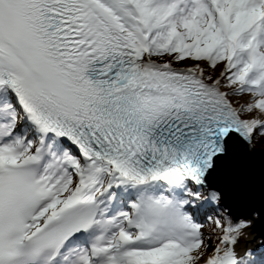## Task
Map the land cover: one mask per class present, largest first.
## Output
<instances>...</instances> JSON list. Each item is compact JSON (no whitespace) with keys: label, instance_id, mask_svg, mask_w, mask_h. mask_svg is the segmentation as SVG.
<instances>
[{"label":"rangeland","instance_id":"374dc122","mask_svg":"<svg viewBox=\"0 0 264 264\" xmlns=\"http://www.w3.org/2000/svg\"><path fill=\"white\" fill-rule=\"evenodd\" d=\"M137 1L146 5L153 15L152 22L150 23V26H153L154 33L150 50L152 63L149 62L153 66L172 70H186L197 74L201 79H209L213 84L219 85L227 74L228 64L220 63L214 67L203 56L200 59L196 58L195 60L188 59L176 62L175 58L180 56L179 49L180 47L181 49L188 48L198 53H203L208 48L212 51L220 49L221 52L227 54L231 51L232 46H237L238 44L243 49L242 52H247L248 62L250 67L252 66L251 69L264 70V28H260L257 31L254 30L255 26L252 23V19L258 12V9L249 7L247 5L248 0H218V5L222 12L221 17L213 12L208 0H204L200 8H191L187 13H185L183 5L185 6L189 0L182 6H179L181 0ZM111 11L113 12V10ZM223 90L246 122H254V127L252 128L253 146L255 148H264V128L262 127L264 113H249L247 111L248 103L243 98L232 96L225 88ZM16 126L17 123L11 121L8 124V130L12 131ZM16 140L22 141V136L16 134L12 139H8L4 142L2 149L9 155H14L12 154V149H14ZM37 145L31 139L25 141L27 152L32 153ZM71 159L73 158H70L68 155L61 158H55L52 155V162L57 163V177L59 180L54 199H51L50 203V208L52 209L67 201L76 192L80 191L82 186L93 183L96 185V189L101 191L106 187L113 188L115 184L119 183V179H121L119 173L113 175L112 168L103 162L83 163L78 161L72 163ZM136 185L135 182L129 181L122 187L120 192L116 193L114 190L111 192L112 197L106 211V218L109 223L102 233L93 237L99 243L91 244L86 250L82 248V253L78 257L81 264H151L154 261V257L160 260L162 264H165L168 260L172 264H205V259L209 255L223 257L229 255L235 249L238 243L236 237L243 230L242 227L240 228V223L233 226L230 238H226L215 244L210 242V252L199 263L187 257H176L175 253H173L174 255H164L158 249L161 243L156 242L155 238L148 234L146 228L139 223L136 224L138 217L136 218V210L134 209L136 206H133L136 198L131 193ZM150 186H153L150 189L152 190L151 194L156 197V200H159L161 205H164L165 196H169L172 192L177 193V198L175 199L179 203H176L175 199H173L174 206H169L168 203L162 214V218L157 222L165 225L166 229L169 230L167 231V238L170 237L171 231L172 234L174 232L180 233L177 227L182 223V218L178 217L174 213V210H180L181 215L185 219L188 218L192 211L190 209V212L186 206L193 202L192 199L195 195L199 196L202 193H198V191L192 192L195 195L190 196L181 191H176V188H179L180 185L173 189L163 182H157V184ZM126 192L128 193L124 194ZM213 216V211H211L206 218L197 217L192 221L187 219L186 221L190 228L189 232L200 239L209 237V234L201 232V227L208 225V221L213 219ZM216 222L220 224L221 221L217 220ZM137 240H142L152 248V251H147L144 254L143 259H138L139 253L134 250L133 241ZM93 248L100 250L101 257L99 260L91 262ZM137 260H141V262L139 263Z\"/></svg>","mask_w":264,"mask_h":264},{"label":"water","instance_id":"95a60500","mask_svg":"<svg viewBox=\"0 0 264 264\" xmlns=\"http://www.w3.org/2000/svg\"><path fill=\"white\" fill-rule=\"evenodd\" d=\"M188 154L197 156L192 183L206 197L204 205L211 204L215 212L222 210L221 217L229 222L250 221L245 240L229 260L242 264L247 256L263 254L264 148L243 142L231 120L218 117L193 138Z\"/></svg>","mask_w":264,"mask_h":264},{"label":"trees","instance_id":"16d2710c","mask_svg":"<svg viewBox=\"0 0 264 264\" xmlns=\"http://www.w3.org/2000/svg\"><path fill=\"white\" fill-rule=\"evenodd\" d=\"M241 44L240 42H238ZM180 56L175 58L176 62H182L188 59L195 60L203 56L210 64L214 67L220 63L228 64V71L226 76L222 79L221 84L218 85L219 88L228 90L233 96H240L246 103H248L249 113H264V70H259L257 68L250 67L248 62L247 52H242L243 49L237 44V46H232L231 51L227 54L221 52L220 49L212 51L210 48L205 50L203 53H198L197 51H192L188 48L179 49ZM207 82H211L206 80ZM264 128V123L262 125ZM72 163L80 161L75 156L71 159ZM188 187H181L185 192H191ZM150 187H135L132 192V196L136 198L133 206L136 210V218L138 217V222L136 224L142 225L146 228L149 235L155 238L156 242L161 243L158 248L164 255L175 253L177 257H187L195 262H201L207 253L211 250L210 242L215 244L216 242L222 241L226 238H230L231 229L235 223L229 222V218L221 217L223 215L222 210L217 212L213 211V219L208 221V225L201 227V232L207 233L210 236L204 239H200L198 236L193 235L189 232L187 219L191 221L195 219L192 214L188 218H184L180 210H174V213L182 218V223L177 227L180 233H170V237L167 238V231L165 225L159 224L157 222L162 218V214L166 209L167 204L169 206H174L173 199L177 198L175 193L165 196L164 205H161L159 200H156ZM175 202L178 203L175 199ZM125 212V211H123ZM221 221L220 224L216 221ZM134 223V222H132ZM131 223V225H133ZM242 224V222H239ZM237 223V224H239ZM130 229V228H129ZM164 234L166 235L164 237ZM162 236V237H161ZM209 239V240H207ZM134 250L137 251L138 259H143L144 254L147 251H152V248L144 243L142 240L133 241ZM158 247V246H157ZM137 255V254H136ZM167 262H170L169 260ZM264 264V253L258 256H247L243 264Z\"/></svg>","mask_w":264,"mask_h":264},{"label":"bare ground","instance_id":"6f19581e","mask_svg":"<svg viewBox=\"0 0 264 264\" xmlns=\"http://www.w3.org/2000/svg\"><path fill=\"white\" fill-rule=\"evenodd\" d=\"M101 1L104 2V4L106 5L108 9L113 10V12L117 16H119L118 18L120 19V21L125 27L131 29L133 36L138 40L139 44L142 47L143 59L145 61L152 63V59H151L152 55H151L150 50H151L152 39H153L154 33H153V26H150V23L152 22L153 15L152 13H150V10L147 8V6L144 5L143 3L138 2L137 0H122V1L101 0ZM186 1L187 0H181L179 3V6L180 5L182 6L184 3H186ZM203 2L204 0H196V1L189 0V2L185 4V6L183 5L185 13L189 12L191 8H195V7L200 8ZM247 5L249 7H255L258 9V12L254 15L252 19V23L255 26L254 30L257 31L260 28H264L263 0H248ZM0 116H6L5 112L3 111L0 112ZM2 125L3 123L0 122V133L3 132ZM245 125L248 131L252 132V128L254 127V122L247 121ZM14 150H16L17 154L15 156L14 155L11 156L9 159L15 160V161L16 160L23 161L25 159H28L32 155V153L35 152V150H33L32 153L26 151L24 140L23 141L16 140V144L14 145ZM41 170L42 171L44 170L46 173L48 171L49 172L46 175H41V179L38 182L37 191H38L39 196L41 195L49 196V200H46V202H43L42 204H40L39 207L34 212L33 217L29 223V225L32 228H35L38 225H40L42 222H44L47 215L52 214L53 210L50 208V203H51V199H54V195H55V192L59 184L57 175H55L54 177H52V179H50V177L53 175L55 171L56 173H58L57 164L50 162V161L49 162L46 161ZM119 182L126 184L127 182H129V180L127 177H125L123 179H119ZM112 191L113 189L112 188L108 189V187H106L104 190L102 189L101 191H99L96 189V185L91 183L86 186H82L80 188L79 193H77L76 196L69 199L67 203H69L73 199L83 198V199L92 201L94 204H99L101 207V211L98 213L97 217L95 218L94 225H93V231H96L97 232L96 234L99 235L100 231L105 230V228L107 227L109 223L108 219L106 218L107 215L105 213H106V208L109 207L108 204L112 197L111 196ZM191 214L193 215V213ZM193 217L195 216L193 215ZM247 223H250V221L247 220ZM248 231L249 230L247 227L241 231V233L239 234L238 243L235 249H237L243 243V241L245 240L248 234ZM94 234L95 232H93V235ZM234 250H232L229 253V255L223 256V257H215L214 255L211 254L205 259V264H233L229 259L231 255L233 254ZM151 264H160V262L158 260L157 261L154 260Z\"/></svg>","mask_w":264,"mask_h":264}]
</instances>
